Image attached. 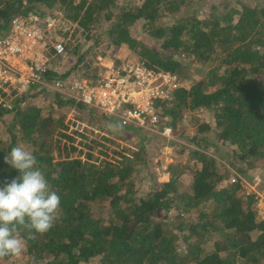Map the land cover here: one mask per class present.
<instances>
[{"label": "trees", "instance_id": "trees-1", "mask_svg": "<svg viewBox=\"0 0 264 264\" xmlns=\"http://www.w3.org/2000/svg\"><path fill=\"white\" fill-rule=\"evenodd\" d=\"M204 1L142 0L122 6L119 0H0V36L8 33L14 18L46 8L41 16L59 11L86 40L100 44L106 39L114 49L127 46L148 68L187 80L192 64L202 66L207 69L204 78L189 88L180 87L156 108L173 132L185 115L198 110L209 111L214 119L212 124L201 122L189 136L194 148L180 145V153L188 148L193 160L171 164L167 182L140 190L139 174L149 172V148L165 146L152 144L161 136L124 126L117 117L46 86L32 85L11 107L1 104L0 184L19 175L4 156L22 145L35 156L36 167L60 196L61 205L49 232L32 240L22 230L23 254L0 260L264 264V218L256 208L257 196L247 193L240 180L228 181V168L206 153L212 147L216 154H230L242 170H260L264 186V4L233 5L234 0H225L200 16L196 8ZM141 22L147 37L138 41L131 28ZM65 47L68 51V44ZM73 50L74 69H50L45 76L50 84L66 80L82 62V69L90 68L92 61L84 60L87 54L79 52V45ZM43 94L48 95L46 108L35 102ZM74 106L76 112L67 122ZM76 118L88 119L90 128L78 127ZM99 121L113 123L117 133L110 135L130 144L110 148L109 137L101 138L91 129ZM186 169L192 176L189 182L182 174Z\"/></svg>", "mask_w": 264, "mask_h": 264}, {"label": "rangeland", "instance_id": "rangeland-1", "mask_svg": "<svg viewBox=\"0 0 264 264\" xmlns=\"http://www.w3.org/2000/svg\"><path fill=\"white\" fill-rule=\"evenodd\" d=\"M119 1H120L119 4L124 6V3L126 2L132 4L131 2L137 3V2H141L142 0H119ZM224 1L225 0H205L196 9L199 11L200 16H205L206 14H209L211 12V6L213 4L218 5L220 3H223ZM239 1L244 2L250 6H262L264 4V0H234L232 4L236 5V3ZM237 7H239V3ZM45 9L46 8H43L42 10ZM42 10H38L37 11L38 14L34 15V17L38 18L37 24H39L43 29V27H45L44 24L46 23L47 19L49 18L55 19V24H56L55 35L63 39L66 45L68 44V51H66V55L64 57L54 56L53 54H51V51L49 49L45 51V56L49 60L48 62L50 63V68L57 70L60 73H65L66 71L69 70L71 71L72 69H74V66L76 64V56L73 52L74 51L73 49L78 47V45L80 48L79 52L87 54L84 60L86 62L92 61L90 68L82 69L83 68L82 65L84 64V62H82L79 65V67L76 68L70 74V76L64 82L65 87L61 90L65 94L73 98H76L73 91L71 92L72 86H74L73 84L77 82H89L91 84L100 80L102 77L106 76V74L108 75V74H113L115 72H122L124 68H128L131 65H141L138 63L139 58L136 55V53L133 50L129 49L127 46L114 49V48H110L107 45V43L105 42L106 39H102L100 44H96L93 40H86L84 36L81 35L80 31L77 32L75 30V25L71 26L69 23L64 21L63 13L61 14V12L59 11H53V12H47L48 14H46V16L44 15L41 16V13H43ZM166 21L169 20L166 19ZM142 25L143 23L141 22L140 24H137L136 26H133L131 28L132 36L138 41L145 40V38L147 37V34L145 33L146 31ZM68 31L70 32V34L68 33L69 34L68 37H65V34ZM180 60H182L184 63H188V61L183 58H180ZM201 68L202 66H198L197 64L194 65L192 64L191 73L188 74L187 80H181L178 77V81L181 87L184 86L189 88L194 82H197L198 80L204 78L206 73L205 71H207V69L204 68L203 70ZM22 92H25V90L19 86L16 89L12 88L11 90H8L7 91L8 98H10L8 103L9 104L11 103V105L13 106L14 103H16L17 98L20 97L22 94H24ZM46 96L48 95L43 94L38 99H36L35 102L41 103L46 108L49 105ZM3 99H5V97H3ZM31 100L32 99H29L28 101ZM75 112H76V108L74 106L72 111L68 115L67 122L70 120V118H73ZM159 114L161 113L159 112ZM167 120L168 119L165 117L161 119L162 123L159 125V129L161 127H166V126L168 128H171L168 125H166L165 122H167ZM76 121H78V127L87 125L88 128L89 126L87 124L89 123V121L86 118L85 120L82 121L81 119L76 118ZM203 121H208L211 124L214 122V119L209 111L198 110L192 112L191 114H187L180 122V125H178L180 129L172 133V138L177 141L175 142V144H171V143L166 144L167 139L163 140L161 139L160 136H159L160 139L157 138L156 141L154 140V142H152V144L155 145L159 141V143H165V146L160 150L154 149L153 147L149 148V158H150L148 164L149 172L147 173V170H143L139 174V178L142 180H140L137 188H139L140 190L150 189L152 186H154L156 189L158 186L167 182L170 179L171 175H170L169 167L171 164L176 162H179L181 164H186V162L189 159L193 160V158L189 155L188 148H186L187 150H185V153L183 154L180 153V151L183 150L181 149L182 146L180 145L184 144L190 149L195 147L194 144L190 143L187 139L189 138V136L196 134L198 125ZM91 129L94 131L96 135H98L101 138H105L106 136H108L110 142H113L110 143L111 145L110 148H117L118 144L120 143L130 144L127 140H126L127 142H123L122 140H119L113 135H110V131H112L113 133H117L115 131L116 128L115 126H113V123L107 125V123L103 121L95 122L93 128ZM127 136L130 141L132 138H130L129 134ZM201 150L205 152L204 149ZM206 153L216 157L218 162H220L221 166H223L225 169L228 168V172L230 175L228 181L230 180L231 182H234L236 180L237 181L240 180V183L242 184L243 188L246 190L247 193L254 194L257 196L258 199H257L256 208L258 210L259 216L261 218H264V186L262 184V178H263L262 172L260 170H250V171H248L247 169L242 170L243 167H240V163L238 161H233L231 158L232 156H230V154H225L223 156L221 153L216 154L214 148L212 147L209 150H207ZM226 153H229V151H227ZM158 162H160L159 166L161 167L156 168L154 164H157ZM239 167L241 171H239L238 169ZM182 174L186 182H189V180L192 178L191 172L188 169L184 170ZM153 178H155V182L152 180ZM93 263L94 262H92V264ZM0 264H12V261L0 260Z\"/></svg>", "mask_w": 264, "mask_h": 264}, {"label": "built area", "instance_id": "built-area-1", "mask_svg": "<svg viewBox=\"0 0 264 264\" xmlns=\"http://www.w3.org/2000/svg\"><path fill=\"white\" fill-rule=\"evenodd\" d=\"M37 23L34 15L16 17L8 33L0 36V105L12 106L8 103L7 91L18 86L25 90L22 93L35 84L60 92L65 87L66 80L50 84L45 77L51 69L45 51L49 49L54 56L64 57L65 41L55 35V19H47L43 29ZM73 85L71 92L79 102L117 117L124 126L135 125L150 134L174 140L171 128L159 129L163 117L156 104L171 100L174 91L181 87L176 75L131 65L122 72L106 74L94 83Z\"/></svg>", "mask_w": 264, "mask_h": 264}, {"label": "clouds", "instance_id": "clouds-1", "mask_svg": "<svg viewBox=\"0 0 264 264\" xmlns=\"http://www.w3.org/2000/svg\"><path fill=\"white\" fill-rule=\"evenodd\" d=\"M4 162L19 175L0 184V258L19 257L25 250L21 231L32 240L49 232L59 218L61 200L24 146L13 147Z\"/></svg>", "mask_w": 264, "mask_h": 264}]
</instances>
